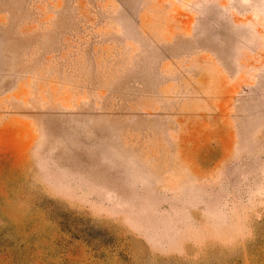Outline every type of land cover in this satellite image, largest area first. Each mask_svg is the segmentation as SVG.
Returning <instances> with one entry per match:
<instances>
[{
    "label": "rangeland",
    "instance_id": "obj_1",
    "mask_svg": "<svg viewBox=\"0 0 264 264\" xmlns=\"http://www.w3.org/2000/svg\"><path fill=\"white\" fill-rule=\"evenodd\" d=\"M0 264H264V0H0Z\"/></svg>",
    "mask_w": 264,
    "mask_h": 264
},
{
    "label": "crops",
    "instance_id": "obj_2",
    "mask_svg": "<svg viewBox=\"0 0 264 264\" xmlns=\"http://www.w3.org/2000/svg\"><path fill=\"white\" fill-rule=\"evenodd\" d=\"M217 59L209 51H200L192 53L181 63L179 61L165 63V67L171 68L174 75L187 77L194 75L197 82L204 84V92H191L206 96L203 108L200 110L202 117L201 119L197 117L200 122L198 125L203 128L229 126L231 103L237 94L238 79L228 76L222 62ZM175 86L183 88L186 85L184 80H181L179 84L175 83ZM193 88L196 90V87Z\"/></svg>",
    "mask_w": 264,
    "mask_h": 264
}]
</instances>
